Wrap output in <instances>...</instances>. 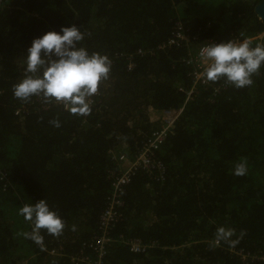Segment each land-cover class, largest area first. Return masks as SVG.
<instances>
[{"label":"trees","instance_id":"1","mask_svg":"<svg viewBox=\"0 0 264 264\" xmlns=\"http://www.w3.org/2000/svg\"><path fill=\"white\" fill-rule=\"evenodd\" d=\"M262 1L0 0L6 6L0 11V170L7 175V185L0 182V264H69L47 259L43 248L71 254L89 240L110 190L108 151L125 145L133 154L141 146L155 128L148 108L182 106L177 87L188 84L189 49L159 46L177 23L196 37L194 46L239 30L262 33L264 20L255 13ZM69 25L85 33L89 53L111 61L87 115L51 104L36 110L42 97L13 95L32 39ZM252 79L243 88L222 79L225 89L213 100L201 91L186 105L174 135L156 153L161 178L133 176L113 232L153 247L133 253L116 242L104 264H264V66ZM241 163L246 173L236 175ZM40 199L64 222L59 236L41 229L42 246L24 237L33 225L19 214ZM220 228L233 235L215 246ZM231 248L258 258L244 263Z\"/></svg>","mask_w":264,"mask_h":264},{"label":"clouds","instance_id":"2","mask_svg":"<svg viewBox=\"0 0 264 264\" xmlns=\"http://www.w3.org/2000/svg\"><path fill=\"white\" fill-rule=\"evenodd\" d=\"M84 36L76 25H69L33 38L26 50V75L13 86L14 97L23 101L42 97L46 102L62 103L71 114H89L90 97L98 91L99 83L108 79L111 61L106 55L89 53L82 46ZM201 55L207 62L203 72L207 81L223 79L236 88L251 86L253 75L264 66V45L253 47L248 40L206 43ZM53 123L59 127L58 121ZM245 173L246 166L241 163L235 174ZM19 214L33 225L24 237L41 246V229L59 236L64 228L61 217L44 199L23 206ZM232 235L231 230L220 228L217 241L229 240Z\"/></svg>","mask_w":264,"mask_h":264},{"label":"built area","instance_id":"3","mask_svg":"<svg viewBox=\"0 0 264 264\" xmlns=\"http://www.w3.org/2000/svg\"><path fill=\"white\" fill-rule=\"evenodd\" d=\"M6 6L2 5L0 11L6 10ZM242 41L248 40L251 46L263 45L264 32L256 35H247L245 31L239 30L233 33L228 39L223 40ZM196 37L192 36L188 29L184 28L180 23L176 24L174 32L168 38L165 44H162L160 49L170 48V46L185 45L189 49V53L184 58L186 64L190 66V71L187 74L188 84L179 85L177 91L183 94L182 106L176 109H166L158 111L159 116L156 119L158 126L151 130L150 134L143 136V142L137 150L131 154L123 145L120 149H111L108 151V157L112 160L114 168L108 170V178L110 182V190L105 196L104 207L98 215L97 228L92 232L89 240L83 241L80 248L75 253H66L59 246L57 248H43L47 259H62L66 258L69 264H104L108 256L110 247L114 243H122L128 246L133 253H146L153 245L144 244L135 238H124L122 234L116 236L113 234L117 226L123 220L122 210L124 207V192L125 188L131 183V180L138 172H143L147 176L157 177L159 180L162 176L164 168L162 164L156 159V153L161 150V147L166 141L174 135V129L179 121L186 105L193 101L201 91H210L208 99L221 94L225 87L217 82H209L204 76L203 72L207 66V62L201 55V50L206 43L221 42L216 38L208 39L198 46H194ZM128 69L133 68L131 56L127 60ZM94 95H98L96 92ZM93 95V96H94ZM90 106H95V101L91 98L89 100ZM52 105H59L64 111H69L62 103L46 102L41 98H37L34 104L36 110H48ZM20 109L16 110V114L20 113ZM157 113V112H155ZM151 121V120H150ZM153 125V124H152ZM0 181L3 185L7 181V175L0 170ZM219 242L215 241L214 245L218 246ZM229 253L237 256L242 262L252 261L257 256L251 255L240 249H229ZM264 259V255L261 257ZM21 264H28L27 260H23Z\"/></svg>","mask_w":264,"mask_h":264},{"label":"rangeland","instance_id":"4","mask_svg":"<svg viewBox=\"0 0 264 264\" xmlns=\"http://www.w3.org/2000/svg\"><path fill=\"white\" fill-rule=\"evenodd\" d=\"M21 60H22V65H23V63H24V58H21ZM23 73H25L24 75H26V71H24ZM22 74V73H21ZM158 111H162V110H158V109H154V108H148L147 110H146V113H147V119H148V122L150 123V124H153L154 126H155V128L158 126V123H157V121H156V119L158 118V116H159V113H158ZM155 112H157V113H155ZM151 120V121H150Z\"/></svg>","mask_w":264,"mask_h":264},{"label":"water","instance_id":"5","mask_svg":"<svg viewBox=\"0 0 264 264\" xmlns=\"http://www.w3.org/2000/svg\"><path fill=\"white\" fill-rule=\"evenodd\" d=\"M255 13L258 15L260 19L264 20V1H262L260 4L256 6Z\"/></svg>","mask_w":264,"mask_h":264},{"label":"crops","instance_id":"6","mask_svg":"<svg viewBox=\"0 0 264 264\" xmlns=\"http://www.w3.org/2000/svg\"><path fill=\"white\" fill-rule=\"evenodd\" d=\"M123 147H120V149H122Z\"/></svg>","mask_w":264,"mask_h":264},{"label":"flooded vegetation","instance_id":"7","mask_svg":"<svg viewBox=\"0 0 264 264\" xmlns=\"http://www.w3.org/2000/svg\"><path fill=\"white\" fill-rule=\"evenodd\" d=\"M263 33V32H262Z\"/></svg>","mask_w":264,"mask_h":264}]
</instances>
